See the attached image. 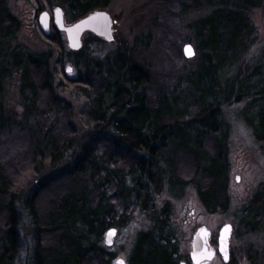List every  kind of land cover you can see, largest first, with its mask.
I'll use <instances>...</instances> for the list:
<instances>
[{
    "label": "trees",
    "instance_id": "obj_1",
    "mask_svg": "<svg viewBox=\"0 0 264 264\" xmlns=\"http://www.w3.org/2000/svg\"><path fill=\"white\" fill-rule=\"evenodd\" d=\"M110 2L65 0L72 22ZM192 2L186 11L208 13L188 27L198 59L186 80L194 94L187 115L178 101L152 95L151 72L126 46L101 60L87 53L92 39L103 42L94 36L63 60L56 31L49 45L57 51L15 46L21 23L9 0H0V264H113L105 235L125 228L138 206L154 214L152 196L162 192L167 170L174 197L193 186L209 214L228 212L226 108L244 106L243 119L264 153V47L251 54L257 35L251 12L259 3ZM14 72L20 74L18 115L4 104ZM11 153L19 158L13 166ZM20 169L35 179L25 199L18 197ZM263 205L259 191L244 212L253 231L264 220ZM170 229L163 210L155 229L137 234L130 264H179Z\"/></svg>",
    "mask_w": 264,
    "mask_h": 264
},
{
    "label": "rangeland",
    "instance_id": "obj_2",
    "mask_svg": "<svg viewBox=\"0 0 264 264\" xmlns=\"http://www.w3.org/2000/svg\"><path fill=\"white\" fill-rule=\"evenodd\" d=\"M192 3V0H111L109 7L97 9V12H106L111 16L114 24V43L109 44L100 39L103 42L98 44L92 39L90 48L86 52L104 60L126 46L134 62L151 72L152 95L163 93L173 105L178 101L180 111L188 115V112L194 111L191 104L194 94L186 80L190 78L189 73L198 59L197 54L191 60L184 55V48L187 45L195 47L188 27L208 13L202 8L186 11L185 5L191 6ZM258 3L259 7L251 12V21L257 34L251 50L252 55L264 47V0H258ZM9 8L21 23V30L14 45L32 53L46 51L49 47L57 51L55 47L49 45L51 40L39 27V17L43 12L50 13L53 18L54 11L61 8L65 14L66 24L70 26L75 23L71 21L65 0H49V2L9 0ZM51 26V35L55 31L59 33L57 36L62 46L59 51L64 52L61 56L64 60L65 54L69 55L73 52L69 49L65 34L57 31L53 22ZM91 37L94 35L85 34L84 44ZM57 54L58 52L56 53L58 57ZM68 68L73 66L66 64V69ZM68 74L70 79L76 77V72L68 71ZM19 88L20 74L14 72L7 81L4 92L6 110L12 115H18L23 111ZM243 107V105H234L224 111L230 133L227 156L231 205L228 212L209 214L202 206L193 186L186 187L179 196L174 197L169 190L170 177L167 170L162 192L152 196L155 205L154 214H145L138 206L127 226L117 230L118 234L112 247L107 246L105 235L103 244L116 254L113 264H117L120 259L130 264L129 259L133 257L132 249L137 234L155 229L157 219L163 210H168L170 214V230L178 244L179 264H192L193 240L199 229L206 227L211 232L210 247L217 252L220 232L228 225L232 226L229 264L233 261L234 264H264V220L259 218L257 223L260 224L259 226L256 224V231H253L254 226L248 225L252 220L244 216L245 210L251 209L250 205L255 201L257 192L261 191L264 195V153L261 145L255 140L253 129L243 119L241 114ZM9 157L12 166L14 161L19 159L12 153ZM181 169L184 173L190 172L189 164L184 159L181 162ZM20 171L24 177L18 184L21 188L18 197L25 199L33 189L35 179L25 169ZM261 208H264V205ZM260 211L256 209L252 217L257 216ZM210 264L226 263L218 254Z\"/></svg>",
    "mask_w": 264,
    "mask_h": 264
},
{
    "label": "water",
    "instance_id": "obj_3",
    "mask_svg": "<svg viewBox=\"0 0 264 264\" xmlns=\"http://www.w3.org/2000/svg\"><path fill=\"white\" fill-rule=\"evenodd\" d=\"M53 20L55 28L66 35L68 46L73 52H79L83 49V37L88 32L102 38L107 43L114 42V24L111 16L105 12L94 13L73 26H66L64 12L61 8H57L54 11ZM51 22L52 17L50 13L43 12L40 15L39 26L46 37H50L51 35ZM184 55L187 59H193L196 56V52L191 45H187L184 48ZM110 233H114V235H110ZM117 234L118 231L116 229L108 231L106 235L108 247L113 246ZM231 237L232 226H225L220 232L218 253L226 264L230 263L231 258ZM210 239L211 232L206 227L198 230L193 240L192 264H209L216 258L217 252L210 248ZM120 261L126 264L122 259L118 260L117 264Z\"/></svg>",
    "mask_w": 264,
    "mask_h": 264
},
{
    "label": "snow or ice",
    "instance_id": "obj_4",
    "mask_svg": "<svg viewBox=\"0 0 264 264\" xmlns=\"http://www.w3.org/2000/svg\"><path fill=\"white\" fill-rule=\"evenodd\" d=\"M69 71L71 70L69 69ZM110 235H114V233H110ZM119 264H123V261H120Z\"/></svg>",
    "mask_w": 264,
    "mask_h": 264
}]
</instances>
